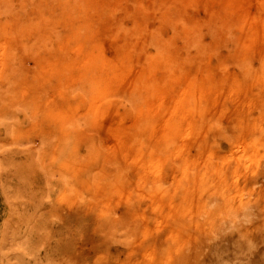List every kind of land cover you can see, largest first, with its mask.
Instances as JSON below:
<instances>
[{
    "label": "rangeland",
    "instance_id": "rangeland-1",
    "mask_svg": "<svg viewBox=\"0 0 264 264\" xmlns=\"http://www.w3.org/2000/svg\"><path fill=\"white\" fill-rule=\"evenodd\" d=\"M11 1L0 264H264V0Z\"/></svg>",
    "mask_w": 264,
    "mask_h": 264
},
{
    "label": "bare ground",
    "instance_id": "bare-ground-1",
    "mask_svg": "<svg viewBox=\"0 0 264 264\" xmlns=\"http://www.w3.org/2000/svg\"><path fill=\"white\" fill-rule=\"evenodd\" d=\"M261 1V0H260ZM11 0H0V9H1V13L3 12L4 14H6V17L8 16V21L6 22V24H7V26H6V24L4 25L5 26V28H4V30L3 31H5V32H9V45H11L10 46V48H12L13 47V49H14V47L15 46H18L17 44H19V46H20V44L22 45L21 46V52L23 53V52H27V51H29V49L31 50V51H33L34 49H31V48H29V46H28V43L29 42H31L32 43V45L33 44H36V45H39V44H43V43H45V41L44 40H41V38H45L46 39V37H48L47 36V34H45L46 36H44L43 34H42V32H41V30H43V26L45 27L46 25H44L43 24V21H41V18L42 17H37V18H33V17H26V16H24L25 18H22L23 17V14H22V17H20L17 13H13L12 12V10H11V7H10V4H11ZM257 2H259V1H257ZM256 2V3H257ZM249 6H251L250 4H249ZM257 6V5H256ZM15 10V9H14ZM13 10V11H14ZM16 11V10H15ZM262 11V10H261ZM261 11H258V12H261ZM18 12V11H17ZM263 12V11H262ZM37 13V12H36ZM260 14V13H259ZM259 14H258V17H259ZM36 15V14H35ZM39 15V14H38ZM42 15H43V13H42ZM263 15H264V13H263ZM37 16V15H36ZM43 16H45V15H43ZM253 16V15H252ZM45 18V17H44ZM48 18V17H47ZM51 18V17H50ZM249 18V17H248ZM251 18H253V17H251ZM255 18H256V16H255ZM49 19V18H48ZM48 19H45V20H48ZM6 20H7V18H6ZM251 20V19H250ZM253 20H255V19H253ZM259 20V19H258ZM257 20V21H258ZM261 21H262V19H260ZM49 21V20H48ZM256 21V20H255ZM256 21V24H258L260 21H258L257 22ZM254 22V21H253ZM45 23H48L47 21H45ZM259 24H261V27L264 25H262V22H260ZM47 26H49L48 24H47ZM46 26V30L48 31V29H51V28H48ZM256 28H257V26H256ZM263 28V27H262ZM264 29V28H263ZM44 30H45V28H44ZM45 30V31H46ZM255 30V29H254ZM259 30V29H258ZM2 31V32H3ZM46 31V32H47ZM50 32H52L51 30H49ZM49 31H48V33H49ZM256 31V30H255ZM263 31V30H262ZM5 32H3V33H5ZM257 32V31H256ZM261 32V31H260ZM2 33V34H3ZM258 33V32H257ZM8 34V33H7ZM52 35V33H49V35ZM244 34V33H243ZM259 34V33H258ZM254 35H255V33H254ZM263 35V34H262ZM259 35H257V37H258ZM261 36V35H260ZM244 37H245V35H244ZM249 37V36H248ZM250 37H252L251 35H250ZM249 37V38H250ZM254 37V36H253ZM255 37H256V35H255ZM263 37V36H262ZM246 38V37H245ZM259 38H261V37H259ZM264 38V37H263ZM48 40L50 39V37L49 38H47ZM24 40H28V43L26 42V41H24ZM54 40V39H53ZM52 39H50L49 41H53ZM248 40H251V38L250 39H248ZM252 40H254V38L252 39ZM21 41H23L24 42V44H22L21 43ZM47 41V40H46ZM56 41V40H55ZM241 41V40H240ZM243 42H244V38H243ZM249 42H251V41H249ZM252 42H254V41H252ZM251 42V43H252ZM256 42V41H255ZM260 42V41H259ZM48 43H50V42H48ZM52 44H54V43H52ZM52 44H49L50 46L52 45ZM262 45H263V43H261ZM30 45V44H29ZM32 47V46H31ZM18 48H20V47H18ZM18 48H17V51H20V50H18ZM10 50V52H9V50H8V53H9V55H10V53H11V56L10 57H12L13 56V54L14 55H17V53L15 54V53H12L14 50ZM15 50H16V48H15ZM12 51V52H11ZM20 52V53H21ZM28 54H29V52H28ZM32 54H33V52H32ZM25 55H27V54H25ZM25 55H23L22 54V58H23V56H24V58L25 57H27V56H25ZM34 55V54H33ZM8 56V55H7ZM19 56V55H18ZM18 56L16 57L17 59H19L18 58ZM21 56V55H20ZM9 60V59H8ZM12 61V60H11ZM16 68H18V67H16ZM19 69H16V70H14V71H18ZM245 72H247L248 73V70H246V71H244V73ZM259 72H260V70H259ZM263 72H264V70H263ZM262 72V73H263ZM256 73V72H255ZM255 73H254V75H255ZM251 73H248V74H245L246 76H248V77H250V76H252V74L250 75ZM258 74V73H257ZM250 75V76H249ZM263 75H264V73H263ZM256 76H258V75H256ZM256 76H255V79H256ZM252 77H254V76H252ZM261 77V76H260ZM259 77H257V79H258ZM262 78H264V77H262ZM263 81V80H262ZM258 82V81H257ZM255 83V81L253 82V84ZM157 87V86H156ZM146 88V89H145ZM155 88V87H154ZM151 89V86L148 84V83H146L145 82V84H144V90H146L147 91V94H152L153 95V93H156V90L155 89ZM158 88V87H157ZM151 95V96H152ZM155 95H157V94H154V96ZM148 96V95H147ZM149 98V97H148ZM152 98V97H151ZM98 99H100V97H98ZM146 99V98H145ZM143 100H144V98H143ZM148 100V99H147ZM144 103V102H143ZM144 113V112H143ZM142 113V114H143ZM139 116V115H138ZM146 117V116H145ZM139 118H141V117H139ZM147 118H149V117H147ZM151 119L153 118V117H150ZM150 118L149 119H147V121L148 120H150ZM146 119V118H145ZM144 119V120H145ZM147 121H145V122H147ZM111 135V137H113V134H110ZM256 138V137H255ZM253 146H254V144H253ZM251 150H254V149H251ZM255 151L257 152V149H255ZM238 251V250H237ZM235 252V251H234ZM241 252V251H240ZM238 253V254H241V253ZM245 255V254H244ZM243 255V256H244ZM228 256V255H227ZM245 256H248V254H246ZM244 256V257H245ZM242 256L240 255V257L238 258V260H240V259H242L241 258ZM243 257V258H244ZM226 258H228V257H226ZM246 258V257H245ZM250 258V256L248 257V259ZM222 259V258H221ZM233 259V258H232ZM237 259V258H236ZM251 259V258H250ZM245 260V259H244ZM237 261V260H236ZM241 261H243V259L242 260H240L238 263L239 264H241ZM246 261V260H245ZM235 262V261H234ZM235 263H237V262H235ZM242 264H244V262L242 263Z\"/></svg>",
    "mask_w": 264,
    "mask_h": 264
}]
</instances>
